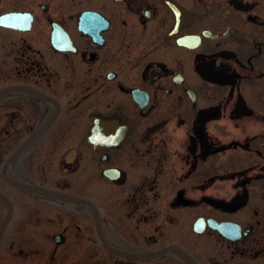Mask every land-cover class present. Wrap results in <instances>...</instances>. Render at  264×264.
I'll return each mask as SVG.
<instances>
[{
  "label": "flooded vegetation",
  "instance_id": "obj_1",
  "mask_svg": "<svg viewBox=\"0 0 264 264\" xmlns=\"http://www.w3.org/2000/svg\"><path fill=\"white\" fill-rule=\"evenodd\" d=\"M0 264H264V0H0Z\"/></svg>",
  "mask_w": 264,
  "mask_h": 264
},
{
  "label": "water",
  "instance_id": "obj_2",
  "mask_svg": "<svg viewBox=\"0 0 264 264\" xmlns=\"http://www.w3.org/2000/svg\"><path fill=\"white\" fill-rule=\"evenodd\" d=\"M17 186V185H16ZM17 187H19V186H17ZM22 189H24V190H29L27 187H22Z\"/></svg>",
  "mask_w": 264,
  "mask_h": 264
}]
</instances>
